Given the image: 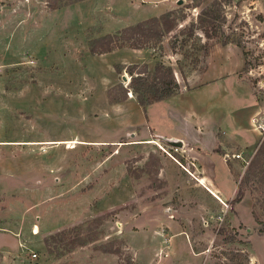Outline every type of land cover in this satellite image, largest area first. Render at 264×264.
<instances>
[{"label":"rangeland","instance_id":"rangeland-1","mask_svg":"<svg viewBox=\"0 0 264 264\" xmlns=\"http://www.w3.org/2000/svg\"><path fill=\"white\" fill-rule=\"evenodd\" d=\"M164 12L176 24L156 42L89 49ZM155 62L173 71L170 94L208 84L174 103L190 104L201 132L171 121L159 101L142 109L126 89L129 67L149 77ZM168 122L195 145L241 156L221 209L186 208L189 242L177 261L148 232L168 188L159 154L193 166L183 138L156 132ZM261 139L264 0H0V264H264Z\"/></svg>","mask_w":264,"mask_h":264},{"label":"crops","instance_id":"crops-1","mask_svg":"<svg viewBox=\"0 0 264 264\" xmlns=\"http://www.w3.org/2000/svg\"><path fill=\"white\" fill-rule=\"evenodd\" d=\"M206 86H208L206 83H204V85L201 84V86L198 84L195 88L190 90L185 86L179 89L178 92L169 94L155 101L163 103L167 113L166 116L171 117V121H173L172 118H175L180 121V124H182L183 127H192L194 131L201 132L199 128H195L194 124H191L190 122V104L187 105L185 102L182 106L176 105V107H174V103L176 99L180 98L179 96L188 98V93L195 90L201 91ZM195 103L199 106V103ZM147 105L145 107L149 106ZM145 112L148 120H151V115L146 108ZM230 120L231 123L234 121L233 118ZM168 125L169 127L167 130L169 132L166 133L163 129L155 128L156 132L165 138H183L182 146L184 147V152L186 155L188 154L193 157V166L189 167L188 165H184L182 163L184 156L179 152H177V155L182 161H179L174 156L175 160L166 154H159L156 175H163L166 177L168 188L165 192H162L163 194L160 198V203L162 202L161 205H164L165 207L159 210L156 216L160 225L157 227L158 225L154 223L156 218L153 219V223L149 224L151 229L148 232L153 234L151 241L157 243L165 241L167 246V257L169 258L170 256L171 259H174L175 257L174 260L177 261L181 255V251H178V248L185 247L187 242H189L185 229L187 227L185 218L189 217L188 215H185L186 212L194 210V214L200 215V213H204L206 215L209 214L210 211L221 209L222 207L220 204L233 197L236 188V181L232 174V171L234 170L232 167L235 165V161L232 157H228V159L223 158L222 155L211 149L212 145H209L206 149L203 148V145L198 143L196 144L199 146L198 150L195 141H188L184 134L181 133L180 135L174 127L172 129L170 122H168ZM158 128L160 127L158 126ZM192 128H190V130ZM65 140L67 139L61 141ZM149 140L152 139L148 138L147 141ZM180 165L186 167L185 169L187 170H184ZM175 177H177V179ZM222 179L231 181L232 184L229 183V188H224L221 182ZM173 196H175V198H173ZM235 203L239 204V201ZM190 205H192V207ZM186 208H189V210L187 211ZM143 213H145V211H143L142 214ZM138 218H141L142 222H144L143 219L145 218H142L139 215ZM182 220L183 223H180ZM148 241H150V239ZM177 242L178 245H176Z\"/></svg>","mask_w":264,"mask_h":264},{"label":"trees","instance_id":"trees-1","mask_svg":"<svg viewBox=\"0 0 264 264\" xmlns=\"http://www.w3.org/2000/svg\"><path fill=\"white\" fill-rule=\"evenodd\" d=\"M175 24V17L168 12L158 16L146 17L132 24L125 25L114 33H106L99 38H95L90 42L89 49L92 52H104L121 45L142 47L152 42V40L153 42L158 41L164 33L174 28ZM201 28L204 34L209 35L207 26ZM127 72L130 76L128 88L126 89L134 93L136 101L142 109H144L145 104L161 99L178 88L171 67L164 65L162 62L154 63L149 77H147L145 69L136 70L133 66L129 67ZM126 89L124 90L126 91ZM255 153L264 155V139L260 140ZM69 242L73 246L82 244L83 240L71 239Z\"/></svg>","mask_w":264,"mask_h":264},{"label":"built area","instance_id":"built-area-1","mask_svg":"<svg viewBox=\"0 0 264 264\" xmlns=\"http://www.w3.org/2000/svg\"><path fill=\"white\" fill-rule=\"evenodd\" d=\"M231 156L235 158L241 157L239 152H233L231 153Z\"/></svg>","mask_w":264,"mask_h":264},{"label":"bare ground","instance_id":"bare-ground-1","mask_svg":"<svg viewBox=\"0 0 264 264\" xmlns=\"http://www.w3.org/2000/svg\"><path fill=\"white\" fill-rule=\"evenodd\" d=\"M67 142V146L69 147V146H73V141H65L64 143H66ZM77 142V141H76ZM70 148V147H69Z\"/></svg>","mask_w":264,"mask_h":264},{"label":"water","instance_id":"water-1","mask_svg":"<svg viewBox=\"0 0 264 264\" xmlns=\"http://www.w3.org/2000/svg\"><path fill=\"white\" fill-rule=\"evenodd\" d=\"M123 79H126V77L123 75L122 76ZM173 140H169V142H172ZM177 143H180V141H177Z\"/></svg>","mask_w":264,"mask_h":264}]
</instances>
